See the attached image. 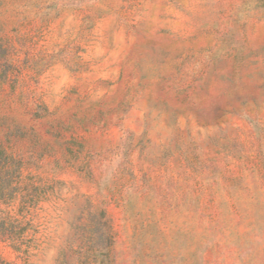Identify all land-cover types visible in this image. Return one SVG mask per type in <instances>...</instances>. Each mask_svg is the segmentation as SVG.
<instances>
[{
	"label": "rangeland",
	"instance_id": "1",
	"mask_svg": "<svg viewBox=\"0 0 264 264\" xmlns=\"http://www.w3.org/2000/svg\"><path fill=\"white\" fill-rule=\"evenodd\" d=\"M0 264H264V0H0Z\"/></svg>",
	"mask_w": 264,
	"mask_h": 264
}]
</instances>
